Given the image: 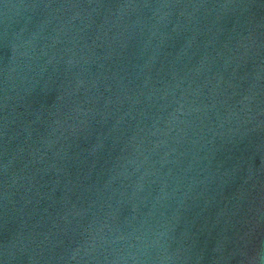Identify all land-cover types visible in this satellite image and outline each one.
I'll use <instances>...</instances> for the list:
<instances>
[{"label":"water","instance_id":"water-1","mask_svg":"<svg viewBox=\"0 0 264 264\" xmlns=\"http://www.w3.org/2000/svg\"><path fill=\"white\" fill-rule=\"evenodd\" d=\"M0 264H264V0H0Z\"/></svg>","mask_w":264,"mask_h":264}]
</instances>
